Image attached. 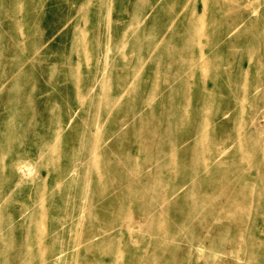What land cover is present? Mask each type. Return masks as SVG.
Listing matches in <instances>:
<instances>
[{
    "label": "bare ground",
    "instance_id": "6f19581e",
    "mask_svg": "<svg viewBox=\"0 0 264 264\" xmlns=\"http://www.w3.org/2000/svg\"><path fill=\"white\" fill-rule=\"evenodd\" d=\"M197 1L204 5L208 2ZM18 2L35 4L39 0H15V3ZM220 2L223 18L232 16L236 19L237 14L243 15L242 20L227 34L228 37L234 35V38L218 39L221 45L207 40L206 33L212 25L211 21H206L203 16L192 12L186 19L187 14L184 11L188 9V0L178 3L177 0H164L160 7H153L157 15L163 14L166 8L171 15L167 20L168 27H159L152 39L139 48L144 49L139 51L143 52V55L145 52L155 55L151 71L153 84L150 86L144 81L143 58L138 61L137 66L129 70L134 73L135 82H131L128 75L115 86L107 77L102 79L101 95L95 98L98 106L91 120H83L80 124L77 122L71 129L88 148L82 156H77L79 161H87V168L77 175L81 182L78 187L75 186L77 178L69 181L68 188L75 190L69 196L70 199L61 194V191L54 192L48 198L42 195L49 185V188H60L62 179L77 172L76 167L70 170L66 168L49 184L46 181L52 170L49 168V162L59 160L60 133L64 126L60 124L49 130L44 142L37 147V152L44 153L39 171H44L46 177L39 181L36 196L31 200L28 195H22L21 190H14L16 182V185H25L27 189L29 186L28 182L21 179L22 175L18 173L17 166L24 169L23 176L29 175L31 171L26 167L30 164L32 156L24 150H14L22 148L23 138L28 137L30 127L36 124L37 113L34 106L36 93L32 81L22 84L27 87L25 95L15 96L13 93L21 86L18 78L27 73L34 76L35 67L31 66L27 72L20 71L16 78L8 82L6 88L0 92V102L3 103L0 111V264H50L46 262L48 258L62 257V264H67L69 258L73 260V264H183L184 261H179L178 255L181 251L179 244L183 243L190 250L185 257L190 264L193 261L190 256L191 249L203 247L201 243L206 239V235L200 238L195 234L206 226L215 230L220 238L215 246H225L232 226L209 224L208 218L219 221L224 216L228 217L247 207L256 193V185L260 186L257 195H264V121L259 122V127L254 126L255 116L249 121V130L245 133V125L238 126L235 140L232 142L238 145L236 155L240 157L241 170L246 171L243 168L246 164L250 173H245L248 181H242L241 177H229L228 169L223 168V159L229 146L224 145L225 139H222L221 143H213L218 131H212L211 117H206L199 124V139H192L187 133L169 139L162 129V125L167 121L177 126L190 116V96L178 99L174 105L172 103L180 88L185 89L186 93L190 92L192 80L198 74L197 68L202 72L199 74L200 79L205 82L204 88L202 82V95L203 108L206 110L209 109L217 91H232L237 88L235 96L240 104L239 114H243L245 102L249 100L251 93L256 92L262 85L261 80H251L249 76L257 64H261L259 55L264 54V12L260 34L256 35L263 39L262 48L254 44L247 48L245 42L241 43V37L256 30L260 21L255 16L264 0ZM141 14L138 10L135 11L130 24H126L118 32L117 50L123 51L129 37L127 32H135L139 28L137 17ZM31 15L39 17L37 12ZM185 20H189L184 25L186 29L183 27L184 30H176V26H182ZM182 34L183 38L186 34H191L189 36L197 50H191L180 58L181 65L177 74L160 80L159 72L165 67L163 57L170 58L169 62L175 61L172 54L180 51L177 41ZM216 43L219 44L215 51L216 58L224 56L220 62L215 56L208 57L205 54L207 50H212L211 47ZM49 47L44 54L38 55L40 63L48 60L51 51ZM240 47L247 48L249 64L244 65L237 74H233L229 69L232 63L225 58L224 53L236 51ZM253 62L255 64H252ZM209 70L212 72L211 77ZM208 79L211 80L209 86L206 84ZM134 93L138 94V100L131 102ZM123 105H126L129 111L119 117L116 128L108 131L98 128V125L103 124L113 113L121 112ZM146 108L148 109L145 110ZM220 124L225 128L227 122L221 120ZM191 140L195 146L193 148L188 144ZM105 142H108L107 147L103 148ZM8 145L12 147L11 152L5 151ZM7 156L10 175L9 180L4 182L2 173ZM258 168L261 175L255 180L252 170ZM218 197L224 200L218 203ZM78 200L81 201L79 206ZM69 201L72 204L71 218L51 223L46 221L55 215L59 204ZM5 202L12 203L6 224L3 217ZM257 202L260 206L261 201ZM33 203L37 207L32 210L31 216L25 218L24 213L30 211ZM261 209H258L260 217ZM75 214L78 215L76 219ZM19 218L23 219L22 223L14 224ZM69 219L73 220L70 227L60 230V226L66 225ZM144 223L147 225L146 233L142 231ZM43 226H47L49 230H45ZM8 227L12 229L4 234ZM23 227L26 229L24 234ZM77 228L81 231L77 232ZM254 228L249 239L251 248L259 245L253 235ZM62 232H72V237L70 234L67 239H62ZM43 236H46L47 240L44 241ZM198 251L200 252V249Z\"/></svg>",
    "mask_w": 264,
    "mask_h": 264
},
{
    "label": "rangeland",
    "instance_id": "374dc122",
    "mask_svg": "<svg viewBox=\"0 0 264 264\" xmlns=\"http://www.w3.org/2000/svg\"><path fill=\"white\" fill-rule=\"evenodd\" d=\"M180 1L182 2V0H177V3ZM162 4H164V0H146V2L142 0H39L35 4L15 3V0H0V92L6 88L8 82L17 77L20 71L27 72L31 66L35 67L34 76L31 73H27L25 76L18 78L17 81L20 82L21 86L13 93L15 96L25 95L27 87L22 84L32 81L33 83L31 84L34 86L36 93L34 106L37 113L36 124L30 127L31 132L29 131L28 137L23 138L22 148L14 150V152L24 150V152H29V155L32 156L30 164L26 167L31 171L29 175L23 176L24 169L22 170L20 166H17L18 173L22 175L21 179H24V182H28L29 186L27 189L25 185H16L18 183L16 182L14 190H21L22 195H28L31 200L32 197L36 196L39 181H43L46 177L44 171H39L44 160V153L37 152V147L44 142L47 132L56 128L57 124H60L64 126L60 133L61 148L59 160L53 163L49 162V168L52 170L47 175L46 181L49 184L66 168L70 170L76 167L77 172L75 174L71 173L62 179L61 183L63 184L60 188L58 186L49 188V185L42 195L48 198L54 192L61 191V194L69 198L74 193V189L68 188L69 181L77 178L78 173L87 168V161H79L77 156H82L88 147L79 141L80 139L71 129L77 122L80 124L83 120H91L96 106H98L95 98L101 95L102 79L104 77L111 80V84L114 86L120 84L125 75H128L131 82H135L134 73H130L129 70L137 66L138 61L143 58L145 60V64L142 66L144 68V81L147 85L151 86L153 84L151 71L153 70L155 55L147 52L143 55V52L139 51L144 49L139 48L143 47L145 42L155 35L159 27H168L167 20L171 17L170 11H167L168 9L166 8L161 15L154 13L156 9L154 6L158 8ZM221 6L220 0H208L206 5L197 0H188V9L184 13L187 14L186 19L189 18L190 12H192L203 16L206 21L212 22L211 27L208 29L209 31L206 33L207 40L210 39L214 43L218 42V39L222 37L231 40L234 35L228 37L229 35L227 36V34L237 25L238 21L242 20L243 15L237 14L236 19L232 18V16L223 18L224 13ZM137 10L142 13L137 17L139 28L135 32L128 31L127 35L129 37L123 51L117 50L116 45L119 42L118 32L126 24H130L129 22L132 21L134 12ZM35 12L39 14L38 18L31 15V13ZM263 12L264 2L261 3L259 12L255 16L260 21L256 30L254 32L250 31L241 37V43L245 42L247 48L250 44H254L260 49L263 46L262 37H256V35L260 34ZM188 22L189 20H185L182 26H176V30H184L183 27ZM189 35L191 34H186L183 38L182 34L179 37L177 43L180 51L172 54L175 59L174 62H169L170 58L163 57L165 59V67L159 72L160 80L177 74L178 67L181 65L180 58L182 59L185 53L191 50H197ZM206 39L203 41L205 42ZM42 41H44L43 44ZM218 43L214 44L211 47L212 50H207L205 54L208 57L215 56V59L220 62L224 56L216 58L215 51L219 44L221 45V43ZM48 46L51 48L48 60L40 63L38 55L44 54ZM247 48L240 47L236 51L232 52L230 50L224 53L225 58H228L232 63L229 69L233 74H237L244 65L247 66L249 64ZM259 57H261V64H257L256 69L251 72L249 77L251 80L252 78L261 80L262 85L256 92L253 91L249 96V100L245 102V112L243 114H239L240 104L235 96L236 90L238 92L237 88L232 91L227 89L217 91L209 109L203 108V81L200 79L202 72L197 68L198 74L192 80L193 86L190 92L186 93L185 89L180 88L172 103L174 105L178 99L190 96L192 100L189 108L190 116L177 124V126H174L170 121L162 125L166 138L172 139L175 135L187 133V135L192 136V139L196 137L199 139V124L206 117H211L213 119L211 124L212 131L214 129L218 131L213 143H221L222 139H225L224 145L229 146L226 157L223 159V168L228 169L229 177L233 179L241 177L242 181H248L246 174L249 172L246 169V164L243 167L246 171L243 172L241 170L240 157L236 155L238 145L232 142L235 140V131L238 126L245 125L243 130V133H245L249 130V121L255 116L254 126L259 127V122L264 121V54H260ZM252 64L255 63L253 62ZM209 72V77H211L212 72L210 70ZM206 82L209 86L211 80L208 79ZM141 93L143 94V91ZM137 96L138 94L134 93L131 102H136L138 100ZM18 104L21 106L20 103ZM2 105L3 103L0 102V111L2 110ZM145 110H141V112ZM120 111L116 114L113 113L103 124H99L98 128H105L107 131L116 128L119 117L129 110L126 105H123ZM221 120L227 122L225 128L221 127ZM96 129L97 126H95L94 131ZM0 133H2V130H0ZM104 138L106 139V135ZM107 143L105 142L102 147H107ZM188 144L192 148L195 147L193 140L188 142ZM11 150L12 147L10 145L5 147L6 152H11ZM40 155L42 156L39 159ZM4 163L5 170L2 173V179L7 182L10 175L8 156L5 158ZM252 172L254 179H259L261 175L260 168L258 170L253 169ZM175 179L174 177L173 181ZM80 183L77 178L75 186L78 187ZM84 187L86 189V185ZM259 187L256 185V193H254L252 201L250 200L247 207L228 217L224 216L219 221L208 218L209 224L232 226L230 237L227 239L225 246L221 248L218 245L215 246L220 241L215 230H211L209 226L204 227L201 231L199 230L195 235L200 238L206 235V239L204 243H201L203 247L191 249L190 256L193 261L190 264H231L233 262L237 264H264V195H257ZM223 200L224 198L218 197L216 202L221 203ZM258 200L261 201L260 206H258ZM80 202L78 200V206ZM11 205L12 203L9 202H5L3 205L5 224L8 221ZM31 207L30 211L24 213L25 218L29 217V215L31 216L32 210L37 205L33 203ZM157 207L159 208L160 206L158 205ZM259 207L262 208V211H260L262 212L261 217L258 214ZM71 208L72 204L70 201L59 204L55 215L50 216L46 221L51 223L57 222L59 219L66 220V218L71 216ZM77 217L78 215L75 214L74 218L76 219ZM134 217L138 218L136 215ZM22 221V218L16 219L14 224L22 223ZM72 222L73 220L69 219L66 225L60 226V230L69 228ZM43 228L49 230L47 226H43ZM146 228L147 225L144 223L142 227L144 233H146ZM253 228L255 230L253 235L256 236L259 244L256 248H251L249 243ZM10 229L12 228H6L3 233L5 234ZM25 231L26 229L23 227L22 234ZM76 231L80 232L81 229L77 228ZM71 233L62 232V239H67ZM43 240H47V237L43 236ZM179 245L181 250L178 253L180 255L179 261H184L183 264H188L185 257L190 250L185 243ZM199 249L200 252L198 251ZM199 256L200 258L198 259ZM63 260V257L62 259L48 258L46 262L62 264ZM67 264H73V260L69 258Z\"/></svg>",
    "mask_w": 264,
    "mask_h": 264
}]
</instances>
